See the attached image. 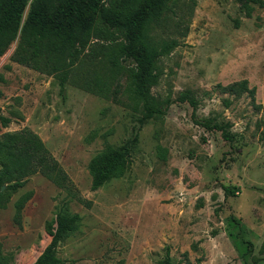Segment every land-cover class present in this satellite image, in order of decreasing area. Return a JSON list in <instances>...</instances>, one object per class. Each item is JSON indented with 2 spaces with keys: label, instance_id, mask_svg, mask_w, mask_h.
<instances>
[{
  "label": "rangeland",
  "instance_id": "374dc122",
  "mask_svg": "<svg viewBox=\"0 0 264 264\" xmlns=\"http://www.w3.org/2000/svg\"><path fill=\"white\" fill-rule=\"evenodd\" d=\"M152 35L180 45L160 59L151 89L164 117L144 125L125 78L112 86L117 95L100 97L78 85L79 68L62 90L13 62L17 41L0 57V118L10 120L0 119V138L33 131L69 178L60 188L36 174L12 193L0 210V264H33L60 210L81 217L58 247L64 264H264V9L247 17L239 0H169ZM241 80L255 98L217 88ZM182 96L196 99V110ZM207 120L229 124L233 141L206 130ZM125 144L128 171L93 191L91 159Z\"/></svg>",
  "mask_w": 264,
  "mask_h": 264
},
{
  "label": "trees",
  "instance_id": "16d2710c",
  "mask_svg": "<svg viewBox=\"0 0 264 264\" xmlns=\"http://www.w3.org/2000/svg\"><path fill=\"white\" fill-rule=\"evenodd\" d=\"M195 6L197 0H188ZM247 17L255 7L264 9V0H239ZM169 0H0V57L17 41L12 61L56 78L62 90L73 79L77 68L79 86L100 97L117 95L112 86L127 81L125 92L139 108L141 125L160 120L164 112L151 95L161 78V58L170 55L180 43L177 39L156 40L153 30L163 20ZM129 63V65H124ZM84 70H91L84 74ZM217 88L239 99L255 98L256 88L241 80ZM116 91V90H115ZM196 110L198 101L182 96ZM230 107L231 101H224ZM4 127L9 119L1 117ZM200 123V122H199ZM208 131L222 133L233 141L229 124L213 120L200 123ZM135 140V139H134ZM131 145L119 148L106 145L90 161L92 190L97 191L113 179L121 178L131 164ZM0 210L5 209L12 193L23 188L27 178L40 174L60 188L69 183L67 173L33 131L23 129L0 138ZM3 187L5 189L3 190ZM226 195L235 196L230 187ZM31 195L17 203L18 213ZM81 217L60 210L48 221L45 230L49 245L33 264H64L58 247L80 227ZM8 261V259H6ZM1 262V261H0ZM2 264H5L2 263ZM164 264H172L167 258Z\"/></svg>",
  "mask_w": 264,
  "mask_h": 264
}]
</instances>
